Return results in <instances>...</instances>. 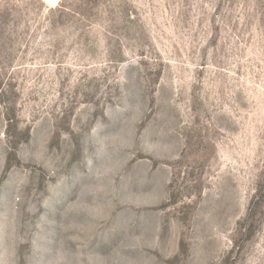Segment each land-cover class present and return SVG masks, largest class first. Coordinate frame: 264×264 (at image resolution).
<instances>
[{
    "label": "rangeland",
    "instance_id": "obj_1",
    "mask_svg": "<svg viewBox=\"0 0 264 264\" xmlns=\"http://www.w3.org/2000/svg\"><path fill=\"white\" fill-rule=\"evenodd\" d=\"M0 264H264V0H0Z\"/></svg>",
    "mask_w": 264,
    "mask_h": 264
}]
</instances>
